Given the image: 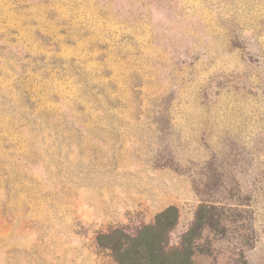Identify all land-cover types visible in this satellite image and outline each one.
I'll use <instances>...</instances> for the list:
<instances>
[{
    "label": "rangeland",
    "instance_id": "374dc122",
    "mask_svg": "<svg viewBox=\"0 0 264 264\" xmlns=\"http://www.w3.org/2000/svg\"><path fill=\"white\" fill-rule=\"evenodd\" d=\"M170 205L264 264V0H0V264H116Z\"/></svg>",
    "mask_w": 264,
    "mask_h": 264
},
{
    "label": "trees",
    "instance_id": "16d2710c",
    "mask_svg": "<svg viewBox=\"0 0 264 264\" xmlns=\"http://www.w3.org/2000/svg\"><path fill=\"white\" fill-rule=\"evenodd\" d=\"M178 217L177 207L170 205L158 212L152 222L133 231L124 227L111 228L99 233L96 242L109 250L116 264H194L195 238L201 228L210 226L213 216L204 219L196 215L189 229L172 243L170 233Z\"/></svg>",
    "mask_w": 264,
    "mask_h": 264
}]
</instances>
